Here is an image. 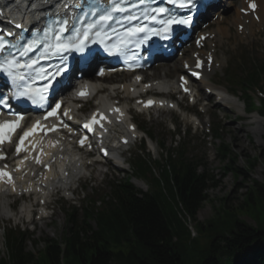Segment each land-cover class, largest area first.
I'll return each instance as SVG.
<instances>
[{
    "label": "trees",
    "instance_id": "16d2710c",
    "mask_svg": "<svg viewBox=\"0 0 264 264\" xmlns=\"http://www.w3.org/2000/svg\"><path fill=\"white\" fill-rule=\"evenodd\" d=\"M249 75L248 83H259L264 80V68ZM230 154L228 148L223 150L224 159H231ZM261 155L264 158V150ZM141 169L138 173L147 177L148 166ZM228 169L237 176L242 173L230 164ZM163 176L165 187L155 179L160 188L151 193L135 190L128 179L116 186L114 202L86 215L95 218L97 228L86 222L74 227L70 214L64 236L45 240L38 254L25 252L21 234L9 233L8 257L3 258L0 251V264H264V227L243 221L236 212L239 207L219 206L210 219L198 221V213L208 200L210 176L198 172L183 155L168 162ZM263 192L264 184L256 182L240 208L264 203ZM222 208L228 218H220ZM182 211L195 221L197 237H191L180 218ZM215 217L221 222L214 223ZM201 234L204 240H200Z\"/></svg>",
    "mask_w": 264,
    "mask_h": 264
},
{
    "label": "rangeland",
    "instance_id": "374dc122",
    "mask_svg": "<svg viewBox=\"0 0 264 264\" xmlns=\"http://www.w3.org/2000/svg\"><path fill=\"white\" fill-rule=\"evenodd\" d=\"M229 4L227 3V5L222 8V11L225 15L224 17L228 18H230L234 12V5ZM216 24L217 26H219L217 22ZM221 25L230 27L227 22ZM229 31L230 34H233V32L235 33V28L231 30L229 29ZM256 40L260 43H258L256 46L254 45L253 47L251 43ZM253 41H250V44L243 42V46H241V48H247L246 50H248L249 54H251V63H255L258 66L259 64H264V35H262V38L260 40L259 36H257V38H254ZM184 60L185 58L182 61ZM160 74L161 71L158 72V74H154L152 76L149 73H146L147 77L151 79L159 78L163 75V73L162 75ZM218 111L219 110H216L215 115H213V125L219 124L221 129L219 131V138L216 139L214 136L211 141L212 144L208 143L205 138L202 139V133L193 132L192 128L190 131H188L189 129H186L185 132V127H181V133L178 132V136H170V134L172 133L167 127L168 122H170L171 120L170 116L166 115L161 116L160 118H157V116H155L156 118H152L151 120H149L147 117H145V119L139 118L138 120L141 125H143V120H145L143 122L149 124L147 125V128L145 127V129H148L150 132H152L154 138H158L160 139V141H166V147L163 148V152L160 151L158 154L153 155L150 152H147V149H142V147L140 148L139 146H137L129 153H126V157L129 158V162H131V164L137 161L139 158L148 160L155 169V175H159L160 172L157 169L156 163H154L155 160L160 163L164 162L166 155L165 153L166 151H168V149L171 148L170 146L175 140L176 146L177 144L181 143H185L186 145L188 144L190 146L188 156L201 158L203 160L204 168L199 167L198 171L205 170L207 176H210L212 178L211 185L206 192L208 200L202 205V208L198 213V221L205 222L214 215L215 208L227 205L230 208L239 207L236 210L237 215L249 225L256 227L257 224H259L260 226L264 227V203L251 205V207H248L246 205L243 209L240 208V206L244 204V200L247 195L250 193L252 188L255 187L256 182L258 184H264V158L261 155L264 150V140L258 135L259 133L256 134L252 132V129H250L254 127L255 129L259 130L260 125L253 126L249 125V123L245 124L244 122L236 121L238 120V116L234 114L232 115V112L227 113L230 119L222 120L220 111L219 114ZM179 119L183 122L188 123L187 117L183 119V117L181 116ZM174 122L176 123V121ZM188 132H190V135H188ZM171 138L173 140H171ZM221 144H228L230 152L233 151V153L231 152L232 161H230V159L220 160L218 158L217 148ZM229 161L233 168H237L242 172L239 173L240 175L237 176L232 172V170L226 169ZM114 164L116 163L110 162L106 166H103V174L97 175V178L93 177L91 181L92 185H88L87 188H84V192H82L81 195L86 194V199L79 201V204L76 206L78 208V212L74 220L75 227L78 226L80 224V220L83 219V206H86L84 205L85 201L88 203V205H90L91 199H94L97 202V206L100 205L103 207L104 201L106 199V196L104 195H108V201L111 200V196L109 194L110 184L117 179L123 178L122 170L117 169ZM126 169L127 170L124 171H130L129 166H127ZM138 181L139 180L136 179L133 180L134 186L137 188H139L138 186H136V182ZM147 183L145 182V191L148 190ZM141 188H144V186H142ZM70 205L72 204L69 202H58L54 209L53 218L47 221V223L43 222L36 225L35 231H29L28 234L30 236L25 237L26 242L24 243V247L27 251H30L33 254H38L39 250L44 247L42 240L60 239L61 237H63L64 230L67 228V208H69ZM1 209L2 208L0 207V211ZM225 211L226 209L223 208L222 210H220V218L224 219L229 217V214ZM185 220L187 221V225L189 227L196 230L195 221L190 220L186 216ZM213 222L220 223L221 220L215 217L213 219ZM15 224L16 223H13L12 221H7L6 219L0 217V248L3 251H5L4 236H6L7 234V231L4 232V228L6 230L10 228L14 229L15 227H17L16 229L19 230L20 227L16 226ZM88 224L96 227L95 221L88 222ZM196 232L197 231H195V234ZM204 239V234H201L200 240Z\"/></svg>",
    "mask_w": 264,
    "mask_h": 264
},
{
    "label": "snow or ice",
    "instance_id": "6c2138e0",
    "mask_svg": "<svg viewBox=\"0 0 264 264\" xmlns=\"http://www.w3.org/2000/svg\"><path fill=\"white\" fill-rule=\"evenodd\" d=\"M171 3H177V0H170ZM141 3H143V0H141ZM253 9H255L256 5L253 3L250 5ZM179 7L181 8H192L195 7V0H179ZM124 9L120 6V2L119 0H113L112 3V7H111V11H106L104 14L99 16V21H109L111 20L113 17L111 15L112 11H123ZM93 14H95L98 9L93 8L92 9ZM154 12L157 13H165L168 11V9L164 8V7H159L153 10ZM135 18V17H133ZM152 19H156L155 16L152 17ZM192 17L191 16H187L185 18H176L175 16H171L168 20L163 21L165 27H164V32L168 33L171 31V27L173 25H189L191 23ZM68 24L67 20L62 21V27H61V31H65L66 29V25ZM95 27V24L93 25H89L88 29H85V31L83 32V39L79 40L78 42L75 43H60L61 41V36L59 35V33L56 34L55 36V40L56 43L52 44V45H47V47L49 48H53L55 50V52L60 53V52H64V51H68L70 49H75V51L77 52H81L83 53L85 51V47L84 44L88 39V32L89 29ZM51 30V29H49ZM133 32H144L145 28L143 27H139L136 28L134 30H131ZM159 34V33H157ZM8 35H12V33H8ZM165 38H167V36H165ZM38 43V41L36 40H32L30 42H28L26 45H24V51L21 52V55H25L27 52L31 51L33 46H35ZM6 46H9V42L7 39H5L3 36H0V49H4ZM12 47H14V45H12ZM115 51H119V46L114 45L113 46ZM36 62L33 61L32 64H35ZM20 66L17 64V61L13 58V59H8L5 58L3 63H0V71L6 72L8 74V76L10 77L13 85H15L17 83L18 80H23L24 77L23 76H15L12 72V69H14L15 67ZM32 65H23V67H31ZM200 64H197V67H199ZM68 69L66 67H61L60 69H58V71L56 72V76H60L62 73L67 72ZM103 73H101L102 75ZM198 75V74H197ZM41 78H45V77H41ZM53 79H55V77H53ZM137 79H139V77H137ZM181 81H182V85L187 83V81L184 80L183 77H181ZM48 88L49 85H45V87L43 89H37L35 90L36 92L39 93L40 96V100L43 101L45 99V94L48 92ZM186 92L188 91L187 88L184 89ZM79 95H87V93L85 91H81L80 93H78ZM13 97L14 98H20V97H27L28 99H30L33 103H37V100L35 98V96L33 95V90L30 88H26V89H19V88H14V92H13ZM153 103L152 101H148L147 104H151ZM0 104H4L6 106V101L4 100L3 97H0ZM61 108V104L60 103H55V106L51 108V110L47 113V116L44 117V119H47L48 117L51 116H56L58 110ZM114 111H119V109H114ZM97 115H99L100 119H105L106 117H104V115L102 113L97 114L94 113L93 114V118L91 123H85L84 127L86 129H88L89 131H93V127L92 125L99 123V120H97ZM23 117H18V119L16 121H10V120H5L0 122V144H3L5 142H11V133L15 132L17 128L20 127V120H22ZM66 127V125H65ZM39 130H44V131H55L56 130V126H52L51 128H47L44 125H41L40 121H36L35 124L32 126V128L26 130L23 132V135H21L19 137V143L16 145V152L17 154H19L21 151L25 150L24 149V141L31 135H33L36 131ZM85 138H82L80 140L81 145L84 144ZM33 147H35V145H33ZM42 151V150H41ZM4 155L2 152H0V159H4ZM25 159H27V157H25ZM36 163H42V161L40 160L39 156L34 157ZM21 163H23V161H21ZM6 167V166H5ZM45 167H47V165H45ZM7 178V183L12 184L13 180H12V176L11 174L6 171L5 169H0V179L2 178ZM14 190V189H13Z\"/></svg>",
    "mask_w": 264,
    "mask_h": 264
},
{
    "label": "bare ground",
    "instance_id": "6f19581e",
    "mask_svg": "<svg viewBox=\"0 0 264 264\" xmlns=\"http://www.w3.org/2000/svg\"><path fill=\"white\" fill-rule=\"evenodd\" d=\"M238 1H239V4H238ZM257 1H258L259 5H260L259 15H260V18H261V22H264V0H257ZM226 2H228V4L229 3L234 4L233 3V0H226ZM231 4H229V5H231ZM237 4L238 5L235 6L236 12L234 13V15L231 16L232 23H234L237 26L239 24L244 25V31H243V34L244 35L246 33H249L250 34V33L254 32V29L256 28L255 27L256 26L255 21L253 19H251L250 16L245 17L243 20H242V18L240 16V9L241 8H246V5L244 4V1L243 0H237ZM247 20H249V23L248 24L246 23ZM210 34L213 35V37H211V39L208 41L209 47H211L212 45H215V46L220 45L222 43V41L226 37L229 36L228 35V32H227V29L226 28H221V27L220 28H217V29H213ZM210 50H212V48H210ZM195 52H197V50H195L193 53H195ZM191 58H192V56H191ZM186 59L187 58H185V60ZM182 60L183 59H181L180 61H177L175 63H171L170 65H162L161 68L158 69V72L161 71V74L160 75H162V73H163V75L162 76L159 75L160 76L159 78H156L155 81L153 80V82H152L153 87L155 89H164V90H166L168 88H175V82L173 81L172 78L174 76L175 77H178L180 74L184 73V68H183V63H182L184 61H182ZM217 62H220V66L221 67H224L223 66L224 61L222 63V60H220L219 57H215L214 67L211 70V73H208V72L206 73L207 80L206 81H203V86H204L205 89H212L213 92L217 96H220V95H223L224 93H227V91L224 90L225 88H216L215 86H213V84H211V82H210L211 80H209L210 79V75L216 70V63ZM155 74H156V71H155ZM94 80H95V82L97 84L100 81V79H94ZM122 85L119 84V85L115 86V84H113V86H111L110 88H108L104 94H102L100 96H97L94 99V103L96 104V106L99 107L101 104H105L106 102L110 101V99H108V96H107L108 94L110 95V94L120 93L121 92L122 93V96H123V98H122V106L125 109H127V107H128L127 100L130 98L131 88H133L135 85L132 84V83H127V84L125 83V84H122ZM122 87H123V89L121 90ZM95 89H97V85L94 88V90ZM195 96H198V94H195ZM232 101L234 102V106H238L237 105V101H238L237 98H235L234 100H231V102ZM216 103H218L219 105H227V104H229L228 101L225 104L224 103H220V102H216ZM178 105H179L178 107H180V109H182L181 110V113H180L181 116L183 117V119L185 117H187V120L189 122L190 121L189 120L190 118H189V115H187V112H186L188 110V108L184 110L182 108V106H180V104H178ZM75 106H77V105H75ZM230 112H232V115L233 114L234 115H237L238 116L237 118L239 119V115L236 114L232 109L226 111L225 117L227 119H230L228 117V114H227V113H230ZM239 112H241V111H239ZM163 113H165V111H163V110L162 111H159V114H163ZM259 118L260 117L258 115L254 114L252 116L251 120H250L251 122L250 121L249 122L251 124H255V123L259 122V120H260ZM191 120L193 122L196 121V120H194L192 118H191ZM260 123H262V122L260 121ZM122 130H125V129L122 128ZM248 130H250V129H248ZM111 134L114 136L113 133H111ZM258 135L260 137H262V135H263V130H262V127L261 126L259 128V134ZM112 142H115V141H112ZM67 147H69V146H67ZM115 151H117V150H115ZM71 153L72 152H68L67 154L64 155V157H63L64 160H63V162H62V164L60 166L65 165V166H67V168H69V172L75 173V172H77L78 170L81 169V166H79V160H77V156L76 155H71ZM59 180H61V179L59 178ZM136 185L139 188H141L142 186H144V184L141 181L136 182ZM142 189H145V187L142 188ZM5 198H7V197L6 196H3V199L2 200H4ZM2 204H3V206H2L3 208H2V213H0V216L7 218L9 212H8L7 208L4 207V206H7L8 207V206H11V204H6L4 201H3ZM27 215H28V211H27V209L24 208V211H21L20 212V215H18L17 218H19L21 220L22 218L26 217Z\"/></svg>",
    "mask_w": 264,
    "mask_h": 264
}]
</instances>
